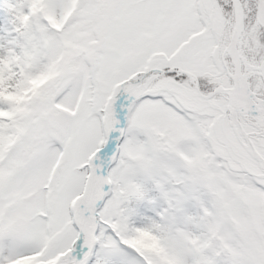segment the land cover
Returning <instances> with one entry per match:
<instances>
[{
    "label": "snow or ice",
    "instance_id": "snow-or-ice-1",
    "mask_svg": "<svg viewBox=\"0 0 264 264\" xmlns=\"http://www.w3.org/2000/svg\"><path fill=\"white\" fill-rule=\"evenodd\" d=\"M0 264H264V0H0Z\"/></svg>",
    "mask_w": 264,
    "mask_h": 264
}]
</instances>
